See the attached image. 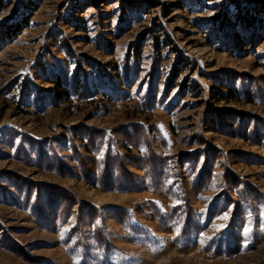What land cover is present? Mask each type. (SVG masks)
Segmentation results:
<instances>
[{
	"label": "rangeland",
	"instance_id": "1",
	"mask_svg": "<svg viewBox=\"0 0 264 264\" xmlns=\"http://www.w3.org/2000/svg\"><path fill=\"white\" fill-rule=\"evenodd\" d=\"M262 225L264 0H0V264H264Z\"/></svg>",
	"mask_w": 264,
	"mask_h": 264
},
{
	"label": "trees",
	"instance_id": "2",
	"mask_svg": "<svg viewBox=\"0 0 264 264\" xmlns=\"http://www.w3.org/2000/svg\"><path fill=\"white\" fill-rule=\"evenodd\" d=\"M173 87H174V85L171 86L170 88H173ZM150 98L152 99V96H150ZM133 127H135V130L137 131V135L139 136L138 140H142V139H140V137L144 138V136H143L144 135V130L142 129V127L141 126H137V125L133 126ZM144 139L146 140V135H145ZM114 167L117 168V169H114ZM114 172H116L117 179H119V180L123 179V178L130 177V175L125 171V169H122L120 165H117V164H114V166H112V165L110 166L109 165V167L106 166V168H104L101 171L103 177H100V183H99L100 186L105 187L106 186L105 183L110 182V180H113L112 177L114 176ZM106 187H108V186H106Z\"/></svg>",
	"mask_w": 264,
	"mask_h": 264
},
{
	"label": "snow or ice",
	"instance_id": "3",
	"mask_svg": "<svg viewBox=\"0 0 264 264\" xmlns=\"http://www.w3.org/2000/svg\"><path fill=\"white\" fill-rule=\"evenodd\" d=\"M262 228H264V225H262Z\"/></svg>",
	"mask_w": 264,
	"mask_h": 264
}]
</instances>
